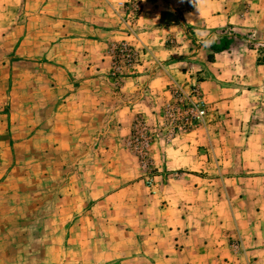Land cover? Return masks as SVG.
I'll list each match as a JSON object with an SVG mask.
<instances>
[{
    "label": "crops",
    "instance_id": "crops-1",
    "mask_svg": "<svg viewBox=\"0 0 264 264\" xmlns=\"http://www.w3.org/2000/svg\"><path fill=\"white\" fill-rule=\"evenodd\" d=\"M64 1H53L69 7L53 15L61 23L57 38L64 32L69 42L54 47L60 78L67 71L72 77L84 74L81 85L101 87V83L108 88L102 78L113 63L114 45L146 52L144 62L133 70L122 67L116 93L91 99L107 119L108 132L127 139L137 122L158 126L172 82H194L191 75L186 79L190 69L202 75L197 84L209 111L204 125L169 142L151 144L153 163L164 173L156 178V187L137 197L134 219L113 216L126 207L111 205L113 196L96 204L113 216L107 227L118 235L113 247L103 246L100 259L87 253L67 264H100L97 260L264 264V113L257 112L255 102L256 87L264 84L256 72L264 71V59L248 38L264 39L259 12L264 4L260 0ZM18 4L19 0H0V7L12 10ZM9 11L0 21L13 20ZM202 31L216 34V41L227 36L231 43L213 53L211 47L201 46ZM71 84L78 86L77 81ZM75 91L65 100L76 98L81 103Z\"/></svg>",
    "mask_w": 264,
    "mask_h": 264
},
{
    "label": "rangeland",
    "instance_id": "rangeland-1",
    "mask_svg": "<svg viewBox=\"0 0 264 264\" xmlns=\"http://www.w3.org/2000/svg\"><path fill=\"white\" fill-rule=\"evenodd\" d=\"M44 1L19 0L13 10L0 7V17L7 10L14 14L11 22L0 21V264H67L87 253L100 259V250L113 247L118 238L107 228L110 217L134 219L139 195L156 187L164 173L153 163L150 146L169 142V124H164L169 101L158 126L137 122L124 140L108 132L107 119L91 103L104 92L116 93L122 67L133 70L142 64L145 50L137 65L120 62L113 74L116 48L123 44L114 45L113 63L102 78L108 88L81 85L84 74L72 77L67 71L60 78L54 47L69 42L64 32L57 38L61 23L53 15L69 7L56 6L54 0L44 6ZM259 12L264 36V8ZM248 38L264 59V39ZM190 75L202 78L199 70L190 69L186 79ZM256 76L264 77V71ZM76 81L78 86L71 84ZM256 88L257 112L264 113V84ZM76 89L82 102L65 100ZM135 137L149 144L143 148ZM105 196H113L111 205L126 204L125 210L109 216L96 205Z\"/></svg>",
    "mask_w": 264,
    "mask_h": 264
},
{
    "label": "built area",
    "instance_id": "built-area-1",
    "mask_svg": "<svg viewBox=\"0 0 264 264\" xmlns=\"http://www.w3.org/2000/svg\"><path fill=\"white\" fill-rule=\"evenodd\" d=\"M144 52L134 51L126 45H120L116 48V60L118 66L115 71L120 70V62L126 67H134L140 61V56ZM199 78L194 77L193 83H172L170 90V100L165 105V123L169 124V139L181 132L193 130L206 123L208 119V103L205 101L200 88L197 84ZM152 135L149 137V141ZM136 142L143 144V148L149 144L140 137H135Z\"/></svg>",
    "mask_w": 264,
    "mask_h": 264
},
{
    "label": "clouds",
    "instance_id": "clouds-1",
    "mask_svg": "<svg viewBox=\"0 0 264 264\" xmlns=\"http://www.w3.org/2000/svg\"><path fill=\"white\" fill-rule=\"evenodd\" d=\"M200 44L203 48H210L218 39L217 35L208 31H202L200 33Z\"/></svg>",
    "mask_w": 264,
    "mask_h": 264
},
{
    "label": "trees",
    "instance_id": "trees-1",
    "mask_svg": "<svg viewBox=\"0 0 264 264\" xmlns=\"http://www.w3.org/2000/svg\"><path fill=\"white\" fill-rule=\"evenodd\" d=\"M231 43V38L227 36H223L219 41H216L212 46L211 49L213 50V53L220 52L229 47ZM213 58V54L209 55V59Z\"/></svg>",
    "mask_w": 264,
    "mask_h": 264
}]
</instances>
